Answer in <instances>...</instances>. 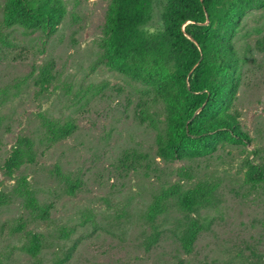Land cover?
<instances>
[{"label": "rangeland", "instance_id": "rangeland-1", "mask_svg": "<svg viewBox=\"0 0 264 264\" xmlns=\"http://www.w3.org/2000/svg\"><path fill=\"white\" fill-rule=\"evenodd\" d=\"M60 1L63 16L51 32L1 31L0 191L7 194L24 176L38 203L50 207L44 219L32 218L16 198L0 207V264H32L24 251L32 234L41 240L37 258L42 264L71 247L63 264H264V194L242 181V161L251 158L249 151H258L254 162L264 158V56L243 50L264 33V8L246 11L233 37L247 62L231 111L250 141L221 144L210 156L193 161L164 163L155 157L153 130L132 117L141 86L99 60L108 0ZM164 1L151 0L144 32L162 30ZM46 62L52 78L40 90L34 79ZM40 113L74 121L76 129L48 142ZM17 137L32 141L34 157L7 177L1 165ZM130 149L147 155L148 169L125 174L115 168L122 151ZM55 167L79 181L74 194H65ZM198 180L216 187L215 199L198 212L202 229L186 254L179 241L182 216L172 204L152 224L144 216L161 189L172 184L189 188ZM153 227L156 235L149 242Z\"/></svg>", "mask_w": 264, "mask_h": 264}, {"label": "trees", "instance_id": "trees-1", "mask_svg": "<svg viewBox=\"0 0 264 264\" xmlns=\"http://www.w3.org/2000/svg\"><path fill=\"white\" fill-rule=\"evenodd\" d=\"M262 8L264 0H165L160 15L162 30L149 34L142 27L149 21L151 0H108L98 43L99 60L107 70L141 86L132 117L153 130L156 158L164 163L193 161L210 156L221 144L244 146L250 141L231 111L241 70L247 62L236 51L233 37L245 12ZM62 16L60 0H4L0 46L4 29L51 32ZM243 50L264 56V33ZM51 78L50 64L46 62L38 68L34 84L44 90ZM127 102L130 103L128 99ZM38 115L48 142L65 139L76 129L69 119L60 122L43 113ZM249 155L251 158L242 161L243 184L264 194V158L253 161L259 158L255 148ZM33 157L32 141L17 137L1 165L2 174L10 176L21 166L31 164ZM148 167L147 155L135 149L122 151L115 163V168L125 174ZM54 175L65 184V194L72 195L79 188L77 179H70L57 167ZM182 175L189 177L186 172ZM215 188L202 180L189 188L172 184L152 197L144 217L152 224L172 204L182 216L179 241L187 254L202 229L198 212L212 206ZM12 198L18 199L32 218L47 217L50 205L38 203L24 176L16 178L7 194L0 191V207ZM61 235L66 238L65 233ZM155 235L153 227L149 242ZM40 243L32 234L24 247L32 264H42L37 258ZM72 249L50 264L65 263ZM176 264L188 263L178 260Z\"/></svg>", "mask_w": 264, "mask_h": 264}]
</instances>
